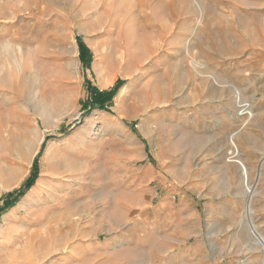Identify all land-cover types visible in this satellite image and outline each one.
<instances>
[{"label": "rangeland", "instance_id": "rangeland-1", "mask_svg": "<svg viewBox=\"0 0 264 264\" xmlns=\"http://www.w3.org/2000/svg\"><path fill=\"white\" fill-rule=\"evenodd\" d=\"M252 223L264 0H0V264H264Z\"/></svg>", "mask_w": 264, "mask_h": 264}, {"label": "bare ground", "instance_id": "bare-ground-1", "mask_svg": "<svg viewBox=\"0 0 264 264\" xmlns=\"http://www.w3.org/2000/svg\"><path fill=\"white\" fill-rule=\"evenodd\" d=\"M248 184V183H247ZM248 187H249V192H250V194H249V196H248V200H247V210L249 211V213L250 212H252V209H251V206H250V200H251V193H252V191H253V185L251 186L250 184L248 185ZM255 187V186H254ZM251 218V217H250ZM251 220V219H250ZM252 221V220H251ZM253 224V223H252ZM253 230H254V233L257 235V239H258V242L264 247V239H263V237H261V235L258 233V231H257V229H256V227H255V225L253 224Z\"/></svg>", "mask_w": 264, "mask_h": 264}, {"label": "crops", "instance_id": "crops-1", "mask_svg": "<svg viewBox=\"0 0 264 264\" xmlns=\"http://www.w3.org/2000/svg\"><path fill=\"white\" fill-rule=\"evenodd\" d=\"M241 166H242V170H243V173H244V178H247L248 177L247 176V172L249 170H247L248 168H247V166L243 162H241Z\"/></svg>", "mask_w": 264, "mask_h": 264}, {"label": "water", "instance_id": "water-1", "mask_svg": "<svg viewBox=\"0 0 264 264\" xmlns=\"http://www.w3.org/2000/svg\"><path fill=\"white\" fill-rule=\"evenodd\" d=\"M255 234V233H254ZM256 235V234H255Z\"/></svg>", "mask_w": 264, "mask_h": 264}]
</instances>
